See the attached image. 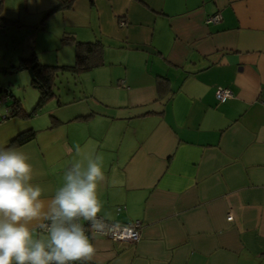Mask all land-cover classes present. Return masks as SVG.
Segmentation results:
<instances>
[{
  "label": "crops",
  "instance_id": "0c3cea01",
  "mask_svg": "<svg viewBox=\"0 0 264 264\" xmlns=\"http://www.w3.org/2000/svg\"><path fill=\"white\" fill-rule=\"evenodd\" d=\"M70 10L66 31L101 40L105 64L70 102L31 116L3 103L0 149L26 155L45 205L71 162L101 158L100 214L141 221L142 237L93 235L87 264H264V0H75ZM220 88L233 97L220 102ZM44 222L30 225L42 239Z\"/></svg>",
  "mask_w": 264,
  "mask_h": 264
},
{
  "label": "clouds",
  "instance_id": "9594fccd",
  "mask_svg": "<svg viewBox=\"0 0 264 264\" xmlns=\"http://www.w3.org/2000/svg\"><path fill=\"white\" fill-rule=\"evenodd\" d=\"M76 152L79 153L77 146ZM33 168L25 154L0 149V264H87L96 248L81 221L97 232L102 209L98 185L105 180L99 156L75 160L64 184L45 205L42 189L31 183ZM43 219L46 238L30 225Z\"/></svg>",
  "mask_w": 264,
  "mask_h": 264
},
{
  "label": "rangeland",
  "instance_id": "374dc122",
  "mask_svg": "<svg viewBox=\"0 0 264 264\" xmlns=\"http://www.w3.org/2000/svg\"><path fill=\"white\" fill-rule=\"evenodd\" d=\"M57 3L58 0H4L0 11L2 16L19 21V25L0 28V84L3 91H8L9 104L15 97L30 111L39 100L40 93L32 86L29 70H16L14 67L21 58L35 52L42 64L75 62L74 45L62 43L64 32L69 30L66 27L72 19V10H58L47 16ZM87 72L79 76L59 71L54 78L53 89L57 97L53 101L56 103L60 99L67 103L79 98L78 83L85 79Z\"/></svg>",
  "mask_w": 264,
  "mask_h": 264
},
{
  "label": "trees",
  "instance_id": "16d2710c",
  "mask_svg": "<svg viewBox=\"0 0 264 264\" xmlns=\"http://www.w3.org/2000/svg\"><path fill=\"white\" fill-rule=\"evenodd\" d=\"M75 0H59L58 3L49 11L48 15L53 14L58 10H67L74 7ZM4 5V1L0 0V11ZM19 25V21L8 19L2 16L0 12V28L5 29L11 25ZM62 43L71 44L75 47V62L73 64H42L38 61V57L35 52L31 56L21 58L19 64L14 66L16 70H24L34 66L35 80H32V86L39 90L40 96L36 105L32 110L27 111L24 108L20 99L14 97L11 105V113L9 115H33L36 111L43 107L48 101L57 97L56 92L53 89L54 78L57 73L71 72L74 74H80L85 71L103 66L105 64L104 56V43L101 40L82 41L77 39L74 32L66 31L62 36ZM167 85V78L161 77L158 82V92L161 94L164 91V87ZM6 91V92H4ZM0 84V93L6 97V101H9V94L7 90H4ZM4 102V103H5ZM36 131L28 130L20 133L16 136L9 146L22 145L34 138Z\"/></svg>",
  "mask_w": 264,
  "mask_h": 264
},
{
  "label": "built area",
  "instance_id": "2783aa9c",
  "mask_svg": "<svg viewBox=\"0 0 264 264\" xmlns=\"http://www.w3.org/2000/svg\"><path fill=\"white\" fill-rule=\"evenodd\" d=\"M220 19L219 15H215L208 19V22L217 21ZM216 96L220 102H225L228 99L233 97V91L230 88H220L218 89ZM6 101V97L0 93V106ZM7 115H3L2 119H5ZM228 218H232V215H228ZM100 228L99 231L91 228L86 221H81V223L85 227L86 234L89 235V238L93 235H103L111 240L114 241H121V242H129V243H137L140 241L142 237V223L141 221H135L131 223H118L114 221H110L106 219L103 215L98 213L97 217ZM46 224L45 221L42 225V229L46 231ZM75 264H79V262H75Z\"/></svg>",
  "mask_w": 264,
  "mask_h": 264
},
{
  "label": "water",
  "instance_id": "95a60500",
  "mask_svg": "<svg viewBox=\"0 0 264 264\" xmlns=\"http://www.w3.org/2000/svg\"><path fill=\"white\" fill-rule=\"evenodd\" d=\"M34 66L35 65H33V66H31V67L28 68V70H29V72H30V74L32 76V80H35L36 79L35 78V75H34Z\"/></svg>",
  "mask_w": 264,
  "mask_h": 264
}]
</instances>
